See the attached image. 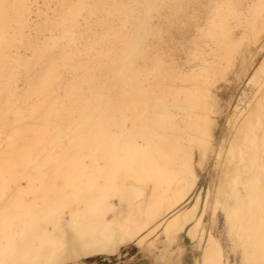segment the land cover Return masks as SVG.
<instances>
[{
  "label": "snow or ice",
  "instance_id": "1",
  "mask_svg": "<svg viewBox=\"0 0 264 264\" xmlns=\"http://www.w3.org/2000/svg\"><path fill=\"white\" fill-rule=\"evenodd\" d=\"M257 35L264 44V0H0V264H87L100 248L135 264L116 260L122 246L157 230L172 250L156 264H186L180 237L201 228L207 247L190 264H223L208 235L221 209L242 264H264V159L257 258L238 232L254 222L255 185L233 171L240 133L217 94L251 73L236 57ZM259 74L264 85V63ZM259 114L264 142V100ZM202 172L216 179L190 223L134 216L162 180L198 190Z\"/></svg>",
  "mask_w": 264,
  "mask_h": 264
},
{
  "label": "bare ground",
  "instance_id": "2",
  "mask_svg": "<svg viewBox=\"0 0 264 264\" xmlns=\"http://www.w3.org/2000/svg\"><path fill=\"white\" fill-rule=\"evenodd\" d=\"M208 2L213 3L215 2V0H208ZM261 49H264V44L260 42L259 35H257V37L254 40H252L250 43L246 42L245 44L241 45V49L236 57V60H238L239 64L241 65H243L247 61L248 69H251V73L249 74L248 84H252L254 86L255 88L253 94L254 96H252V98L244 105H240L242 102L241 100H243L240 98L239 102L234 107L233 114L229 117L230 119H232V129L234 130V132L240 133L239 137L237 138V143H238V147L242 149V153H243L242 156L239 159H237L236 168H234L233 171L238 170L242 166L250 174L249 178L255 185L254 203L252 204L251 207V215L253 217L254 222L250 223L247 218H241L240 221L238 222V232L241 235H243L245 238L249 236L252 237L253 253L254 255L257 256V258L259 257V189H260V179H261L260 170H261L262 159H264V155H262V150H264V142H262V137L260 133L261 120L259 114L261 101L264 100V85H262L261 83V77L259 74L260 65L261 63H264V57L263 58L261 57L262 58L261 61H257L258 60L257 57L258 55H260ZM248 73L249 71L246 70L244 72V75H248ZM240 78L241 76L239 75L236 76V79H240ZM219 89L221 90L220 87ZM247 123H251L252 125H254V134L251 136L246 131ZM32 135L35 137V142L37 144L43 143L45 137L42 132H34L32 133ZM4 140H5L4 137H0V144H3ZM228 147L231 148V143L228 145ZM225 160L227 161V155H225ZM240 160H243L244 162L243 165H241ZM215 188L216 189L219 188L218 183L215 185ZM154 191H155L154 198L150 195L147 201H143L136 205L134 210V216L137 217L143 216L147 218L151 215L159 214L160 216L163 217L161 219V225H163L165 228L167 227V223L172 221H177L178 218H183L186 222L190 223L192 219V215H194L191 214L192 207L198 201H202V190L197 192L196 190L185 191L180 186L179 181H171L168 179H164L160 182L159 185L155 186ZM216 195H217V191L214 190L211 197L213 206L215 204ZM209 199L210 197H209V189H208V194L206 196L204 203H207ZM190 200H193L192 204H188ZM201 211L203 210L201 209ZM220 212H221L220 214L223 216L224 214L222 209ZM216 219H217V223H216L217 226L219 221L218 213ZM206 221L207 220L204 221L205 224H207ZM223 223H224L223 224L224 227L222 230L223 233H221V230L220 231L217 230L219 233L214 234L211 231V229H208V235L214 236L217 243L219 244L220 252L218 258L222 260L223 264H234L235 258L233 261L231 256V253H233L237 256L236 257L237 261H240L242 264L245 258L243 248L239 244L233 241L231 235V229L228 227L226 219L224 220ZM100 232H101V239L102 240L105 239L106 234L103 227H101ZM186 234L189 236L188 233ZM222 234H224L229 241V245H228L229 249L227 250V252L225 245L222 243V239H221ZM198 235L200 237L199 239L196 238L197 232L195 230H191V236L189 237L197 247H200L202 242L204 243V247H207V242L204 239L205 232L203 228L199 229ZM162 236L165 237L166 243L165 246L159 247V242ZM136 245L140 248L146 249L149 252L154 253L155 251H160L165 255L168 250H172L170 249L171 245L168 243L167 232L166 231L162 232L159 230L155 231V233L153 234H149L148 237L145 239L142 247L139 244ZM127 246L129 245H123L122 247L125 248ZM180 246L184 247V244L181 241H180ZM114 255L115 253L106 252L103 248H100L97 249L88 258H93L97 256H114ZM200 258H202V254H200L199 259Z\"/></svg>",
  "mask_w": 264,
  "mask_h": 264
},
{
  "label": "rangeland",
  "instance_id": "3",
  "mask_svg": "<svg viewBox=\"0 0 264 264\" xmlns=\"http://www.w3.org/2000/svg\"><path fill=\"white\" fill-rule=\"evenodd\" d=\"M259 57V58H258ZM257 57V61H261L262 58H261V55H258ZM260 59V60H259ZM238 62V60H236V63ZM239 63V62H238ZM235 68V65L233 66ZM236 77L234 79H231V80H226L225 81H221V83L219 84L218 86V92L219 94H222L223 96H226L228 99L230 97V104L232 105L231 107V115L233 114V111H234V107L235 105L239 102L240 98L243 99L241 100V104L240 105H244L246 102H248L252 96H254V86L252 84H248V81H249V73L248 75H244L242 76L240 79H236ZM229 81V83H228ZM232 83H231V82ZM219 87L221 88V90L219 89ZM222 92H220V91ZM250 93V94H249ZM233 96V97H232ZM245 98V99H244ZM230 119V118H229ZM225 127H226V121H225V124L221 125V131L223 132L225 130ZM216 179L215 177L212 176V174L210 172H202L201 173V178H200V182L198 184V190L197 191H200L202 190V202L204 203L205 202V199H206V196L208 194V189H209V184L212 183V181ZM193 200H190L188 202V204H192ZM187 204V205H188ZM221 212L218 213V224L216 226V229H215V232H213V230L211 229V231L214 233V234H218L219 232L217 230H221V233H223V222L221 221V217L222 215L220 214ZM208 221H206L207 223ZM187 235V234H186ZM185 235L184 233V241L185 243L187 244L188 246V250L186 252V255L185 257L186 258H189V256H192V261L195 260V257L199 256L201 254V247H194L193 245V242L190 240V237L188 238L187 236ZM221 239H222V243L225 245V248H226V252L227 250L229 249V241L228 239L226 238V236L224 234H222L221 236ZM181 241V240H180ZM165 237L162 236V238L160 239V242H159V247H163L165 246ZM133 248H136L134 247V245H132L129 249H127L126 251L129 253V252H134L133 251ZM185 249V246L183 247ZM137 249V248H136ZM171 249V247H170ZM231 256H232V259L234 261V258H235V261H234V264H237V259H236V255L231 253ZM125 257V256H124ZM101 257H98V258H94V259H91V258H88L86 259L87 261V264H90L96 260H99ZM113 258V257H111ZM123 257H120V258H116V260H119ZM91 259V260H89Z\"/></svg>",
  "mask_w": 264,
  "mask_h": 264
},
{
  "label": "crops",
  "instance_id": "4",
  "mask_svg": "<svg viewBox=\"0 0 264 264\" xmlns=\"http://www.w3.org/2000/svg\"><path fill=\"white\" fill-rule=\"evenodd\" d=\"M186 235V233H185ZM187 236V235H186ZM188 237V236H187ZM189 238V237H188ZM181 242L184 244L185 246V254L183 256V259L185 260L186 264H190V262L192 261V256H189V258H186L185 255H186V252L188 250V246L187 244L185 243L184 241V234L181 236ZM191 240V239H190ZM192 241V240H191ZM193 242V241H192ZM193 245H195V243L193 242ZM132 245H129L127 247H125V249H129ZM134 247L137 248V251H134V252H127V251H124L122 252L119 256H116V258H120V257H123L121 259H124V258H128L130 256V258L132 260L135 261V264H156L155 262L157 260H161L165 257V254H163L162 252L160 251H155L154 253L152 252H149L147 251L146 249L144 248H140L138 247L136 244L134 245ZM194 247H197L196 245ZM198 248V247H197ZM200 249V248H198ZM147 251V252H146ZM201 251V250H200ZM161 254V255H160ZM125 256V257H124ZM151 256V257H150ZM153 256V257H152ZM98 257H101L99 260H96L90 264H115V261L113 258V256H97V257H93L91 259H94V258H98ZM157 259H156V258ZM200 255L197 257H195V259H199ZM89 259V260H91ZM154 262V263H153Z\"/></svg>",
  "mask_w": 264,
  "mask_h": 264
}]
</instances>
